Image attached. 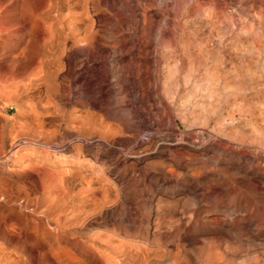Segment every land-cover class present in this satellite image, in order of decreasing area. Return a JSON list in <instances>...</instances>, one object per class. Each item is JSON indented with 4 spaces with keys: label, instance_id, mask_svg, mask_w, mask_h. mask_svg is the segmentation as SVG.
I'll use <instances>...</instances> for the list:
<instances>
[{
    "label": "rangeland",
    "instance_id": "374dc122",
    "mask_svg": "<svg viewBox=\"0 0 264 264\" xmlns=\"http://www.w3.org/2000/svg\"><path fill=\"white\" fill-rule=\"evenodd\" d=\"M182 1L170 0L168 6V12L176 16L173 25L178 38L173 50L155 57L161 80L155 82L154 101L163 123L173 121V131L154 122L151 138L140 114L125 119L101 96L90 101L81 98L80 106L72 98L65 104L66 112L71 116L91 113L97 123L112 125L119 133H106V140L117 143L121 137L131 142L126 146L133 145L128 150L132 154L126 158L117 150L99 152L104 165L91 164L83 155L82 169L75 168L78 173L66 175L59 184L43 183L38 173L26 168V156L17 159L27 141L15 139L12 130L33 118L27 114L26 103L21 114L10 103L11 62L19 39L14 28L0 32V264H205L206 243L212 239L218 257L215 264H264V222L257 215L264 211V146L259 141L264 134V0ZM209 8L217 25L207 27L209 13L201 12ZM100 9L104 10L100 15L109 13L105 6ZM255 38L260 39V48ZM167 70H173V78L179 80L184 72L200 75L215 70L212 75H218L222 83L218 95L204 99L201 92H191L192 83H180L167 96L161 89ZM236 81H241L237 87ZM201 102L210 108H202ZM52 121L45 120V130ZM53 124L49 133H57L58 142L65 141L66 127L55 132ZM168 143L173 144L172 150L167 149ZM6 157H10L7 162ZM109 178H116L117 186L108 185ZM71 211L82 219L77 229L62 226L63 214ZM73 239L77 245L69 247ZM44 250L49 261L41 263Z\"/></svg>",
    "mask_w": 264,
    "mask_h": 264
},
{
    "label": "bare ground",
    "instance_id": "6f19581e",
    "mask_svg": "<svg viewBox=\"0 0 264 264\" xmlns=\"http://www.w3.org/2000/svg\"><path fill=\"white\" fill-rule=\"evenodd\" d=\"M169 2L170 0H20L18 3L17 1L14 3L13 0H0V32H6L14 28V32H16L15 36L19 39L14 51L15 55L11 62L13 73L11 77L12 91L10 89V92H12V99L10 103L20 114L23 112V104L26 103L27 114H30L33 118L32 122L29 120V122L27 121L25 124H19L20 127H18L19 130L16 129L17 131L15 128H12V133H15V139L27 141V145H21V149L24 150V152L17 156V159L20 161L26 156L28 161L26 168L30 169V171L36 175L38 173L37 176H39L38 178H40V180L44 181L43 183L49 180L56 184L61 182L60 180L66 175L78 173L75 168H81L82 165L79 159L83 155L87 156V160H89L91 164L93 161L104 165L105 162L103 159L98 157L99 152L105 153L109 150H117L118 152L116 151V153L121 152L125 154L124 156L127 155L128 157L132 154H130L128 150L133 145L126 146L127 144H131V142L126 143L124 140H120L121 137L116 138L117 143H111L112 140L111 142H109L110 140H106L108 136L105 137V135H110L112 133L111 135L113 136L119 133V131L111 127L112 125L107 126L106 124L103 126L101 122L105 121L97 123V119H94L92 116L93 114L90 115L91 113H88V115H86V113V116H71L69 114L70 112H66L65 104L70 102L72 98L75 99V104H77V106L79 104L80 106V104H82L81 98H87L90 101V98L94 100V97L97 98V96H101L108 103L115 106L116 114L121 115V117L125 119H132L140 114L147 136L151 138L154 135L151 131L154 122L158 123L159 128H164L166 126L168 131H173V121L165 122L167 124L163 123L165 120H161L160 109L157 108V103L154 101V93L157 87L155 82L157 83L158 76H161L158 75L160 73L157 72V70H159V64L155 61V57L163 55L167 50H173V43H175L178 38L176 29L173 25L176 16L173 17V15L168 12V8H170L168 7ZM171 3L173 2L171 1ZM101 5L109 9V13L107 12L108 14L106 16H103V13L100 15V12L104 11L100 9ZM171 5L172 4H170V6ZM212 6L210 5V7ZM184 8L183 6L182 10H184ZM201 10L202 9H200V11ZM207 10L201 12L204 16L209 13L205 16L207 27L210 23L217 25V21L214 20V22H216L212 23L213 21L210 17V11H214L213 8L212 10H210V8ZM182 12L184 13V11ZM218 17L220 18V16ZM212 18L214 19V17ZM185 26L187 25L185 24ZM212 27L214 26H211V28ZM133 32L138 36L132 34ZM255 34L257 37L258 33ZM260 35L262 34H259V36ZM183 37L185 39L187 36L183 35ZM261 37L262 36H260V39ZM260 39H256L258 48H260V46L257 40L259 41ZM262 41H264V38ZM186 42H188V39L184 44H186ZM260 43L262 42L260 41ZM253 45L252 42L251 46ZM180 46L182 47L181 44ZM255 48L257 51V47ZM255 48L251 49L253 50ZM63 59H67L66 62H63ZM172 71H168V73L165 72L167 73L165 74L166 77L162 74L165 79L161 87L164 91L163 94L170 96L173 94V87L176 88L180 83L183 86L192 83L191 92L193 94L201 92L203 95L202 98L204 99H210L216 96V94L218 95L217 88L221 86L220 84L222 83H220L221 78L219 79L218 75H212L215 70H211L213 73H209V70H206L205 72L203 71L204 73H200V75L196 74L198 73L197 71L195 75L191 73L192 71L187 70L188 72H184L185 74L182 76L181 80H179V78H173ZM9 74H11V71ZM240 82L236 81L234 83ZM0 93H2V91H0ZM191 96L192 94H190L188 98ZM24 97H27L26 102L23 100ZM201 106L202 108L206 106L205 109H208V105L204 102H201ZM49 119L50 121L53 120L51 122L52 124L54 121L57 123V125L53 124L57 126V129H54L55 132H57L56 130H61L63 126L66 127L64 136L66 137L65 141L62 136L63 141L58 142L55 139L58 137L57 133H49L52 124L49 126L48 131L45 130V120L48 121ZM24 128L26 129L25 131H23ZM262 131L261 133L259 131L258 134H262ZM120 135L124 136V134ZM262 135V137L259 136V141L264 146V134ZM176 142L178 141L176 140ZM173 144L170 143L167 149L172 150ZM255 144L257 143L255 142ZM159 146L162 150L166 148V146L163 145ZM263 150L264 149H261L262 152ZM52 155L56 157L53 158ZM9 158H7V160L4 159L7 162ZM156 168L157 167H155V169ZM168 168L171 167L168 166ZM84 170L86 171L87 169L85 168ZM88 170L90 171L91 169L88 168ZM88 173L89 172L85 173L86 176ZM96 174L98 175V173ZM99 175L101 177V174ZM79 176H81V173ZM90 178L91 177L88 179L90 180ZM96 179L98 180V178ZM40 180L38 179V181ZM92 184H94V182ZM107 184L115 186L118 184V180L116 178H109ZM62 185L61 183L60 186ZM85 187L87 186L83 188ZM95 188L96 187H94V189ZM54 189L56 188L54 187ZM78 213L80 214V212ZM257 215H259L258 221L264 222V211H259ZM63 217L64 223L62 226L67 224L74 229H77L76 226L80 220H82L80 215L72 211L66 213L65 216L63 214ZM56 220L55 223H57ZM102 241L104 240L102 239ZM215 242L216 241L212 239L208 242V245L206 243L209 253L205 257V264H215L218 260V257H216L217 255L214 253L216 248ZM76 245L77 239H73L69 247H75ZM119 250L117 252H119ZM67 251H69V249H67ZM42 252L40 256L41 263L48 262L49 258L47 257V252L45 250ZM31 263L33 262L31 261Z\"/></svg>",
    "mask_w": 264,
    "mask_h": 264
}]
</instances>
